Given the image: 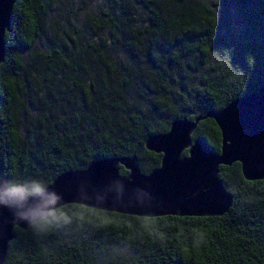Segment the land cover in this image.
I'll list each match as a JSON object with an SVG mask.
<instances>
[{"label":"trees","instance_id":"trees-1","mask_svg":"<svg viewBox=\"0 0 264 264\" xmlns=\"http://www.w3.org/2000/svg\"><path fill=\"white\" fill-rule=\"evenodd\" d=\"M117 7L100 28L126 64L111 72L100 63L97 75L74 72L63 82L57 64L70 57L62 50L22 56L40 35L45 0L12 4L0 61V180L8 191L21 184L31 194L102 158L133 155L148 173L160 154L143 148L147 135L264 87V0ZM230 9L238 28L229 27ZM191 137L219 152L212 118L198 119ZM217 175L231 195L220 215L148 217L65 203L48 211L50 220L14 226L2 264H264V177L244 179L238 162Z\"/></svg>","mask_w":264,"mask_h":264},{"label":"water","instance_id":"water-1","mask_svg":"<svg viewBox=\"0 0 264 264\" xmlns=\"http://www.w3.org/2000/svg\"><path fill=\"white\" fill-rule=\"evenodd\" d=\"M15 0H0V61L4 31ZM212 118L220 132L219 152L190 133L198 119ZM147 151L160 154L159 165L141 173L133 155L91 161L84 169L59 174L40 192L8 191L0 180V264L14 226L26 228L65 203L138 216H215L227 210L231 195L217 166L238 162L244 179L264 177V87L208 111L192 121L173 120L164 133L147 135ZM186 149L185 156H181ZM118 166L125 174L118 172ZM49 219V218H48ZM50 220V219H49Z\"/></svg>","mask_w":264,"mask_h":264},{"label":"rangeland","instance_id":"rangeland-1","mask_svg":"<svg viewBox=\"0 0 264 264\" xmlns=\"http://www.w3.org/2000/svg\"><path fill=\"white\" fill-rule=\"evenodd\" d=\"M45 2L46 11L41 18L40 35L30 51L22 52L24 59L31 58L34 52L36 54L45 52L49 47L62 50L70 57V61L57 64V72L63 82H66L74 72L86 74L87 77L97 75L102 69L100 63L105 66L104 70L108 68L107 71L111 72L121 70L126 64V60L111 45L107 31L100 28L106 16L118 13V0H45ZM134 9L136 8L130 10ZM140 14L135 16L138 23L142 21ZM226 16L230 28L240 26L238 14L233 9L227 11ZM37 60L40 61L39 58ZM193 139L191 137V140ZM32 184L34 185L31 183L30 187Z\"/></svg>","mask_w":264,"mask_h":264},{"label":"flooded vegetation","instance_id":"flooded-vegetation-1","mask_svg":"<svg viewBox=\"0 0 264 264\" xmlns=\"http://www.w3.org/2000/svg\"><path fill=\"white\" fill-rule=\"evenodd\" d=\"M193 129H194V128H193ZM192 131H193V130H192ZM192 131H191V133H190V138H191V135H192ZM184 150H185V149H184ZM184 150H182V152H181V156H185V155H186V153L183 152ZM185 151H186V150H185ZM158 154H159V153H158ZM136 163H137V162H136ZM137 165H138V163H137ZM219 166H223V165H218V166H217V174H218V167H219ZM138 167H139V166H138ZM139 171H140L141 173H144L143 171L140 170V168H139ZM125 172H126V171H125ZM124 174H125V173H124ZM217 176H218V175H217Z\"/></svg>","mask_w":264,"mask_h":264},{"label":"clouds","instance_id":"clouds-1","mask_svg":"<svg viewBox=\"0 0 264 264\" xmlns=\"http://www.w3.org/2000/svg\"><path fill=\"white\" fill-rule=\"evenodd\" d=\"M16 190H19V189H16ZM33 190L36 192H40L41 188L39 187V185H37ZM33 223H35V222L33 221Z\"/></svg>","mask_w":264,"mask_h":264},{"label":"snow or ice","instance_id":"snow-or-ice-1","mask_svg":"<svg viewBox=\"0 0 264 264\" xmlns=\"http://www.w3.org/2000/svg\"><path fill=\"white\" fill-rule=\"evenodd\" d=\"M15 191H17V192H18L19 190H15Z\"/></svg>","mask_w":264,"mask_h":264}]
</instances>
